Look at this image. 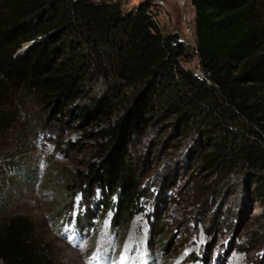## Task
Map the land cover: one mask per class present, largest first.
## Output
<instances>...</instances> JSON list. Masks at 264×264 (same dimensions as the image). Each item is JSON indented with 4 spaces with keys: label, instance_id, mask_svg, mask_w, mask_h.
Segmentation results:
<instances>
[{
    "label": "trees",
    "instance_id": "16d2710c",
    "mask_svg": "<svg viewBox=\"0 0 264 264\" xmlns=\"http://www.w3.org/2000/svg\"><path fill=\"white\" fill-rule=\"evenodd\" d=\"M192 2L202 74L182 65L188 46L163 33L149 1L0 0V103L32 97L45 123L94 125L93 160L71 171L66 193L99 197L114 232L143 211L133 138L162 120L193 142L200 166L244 176L264 200V0ZM15 115L0 104V132ZM36 231L25 215L1 220L0 264H57Z\"/></svg>",
    "mask_w": 264,
    "mask_h": 264
},
{
    "label": "rangeland",
    "instance_id": "374dc122",
    "mask_svg": "<svg viewBox=\"0 0 264 264\" xmlns=\"http://www.w3.org/2000/svg\"><path fill=\"white\" fill-rule=\"evenodd\" d=\"M113 1L124 10L151 2L163 33H178L191 52L182 65L202 74L192 0ZM26 100L12 96L0 103L16 112V123L0 132V225L7 217H30L35 239L57 264H264V200L256 185L237 173L200 166V154L170 124L173 119L133 138L143 211L114 232L112 214L100 220L99 197L93 203L66 193L71 171L93 160L96 140L86 132L96 128L45 123L42 104ZM24 167L35 169L36 180ZM101 247H107L103 254Z\"/></svg>",
    "mask_w": 264,
    "mask_h": 264
},
{
    "label": "bare ground",
    "instance_id": "6f19581e",
    "mask_svg": "<svg viewBox=\"0 0 264 264\" xmlns=\"http://www.w3.org/2000/svg\"><path fill=\"white\" fill-rule=\"evenodd\" d=\"M104 251H107V247H101L100 254H103ZM78 252V251H77ZM78 254V253H77ZM74 257H76V253L72 254ZM102 257V256H101ZM73 258V257H72ZM74 260V259H73ZM76 260V259H75ZM77 261V260H76Z\"/></svg>",
    "mask_w": 264,
    "mask_h": 264
}]
</instances>
